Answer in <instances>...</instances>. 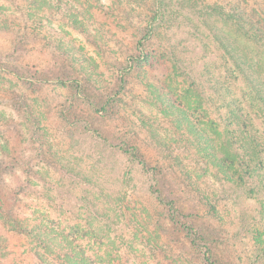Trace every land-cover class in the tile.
<instances>
[{"label": "rangeland", "instance_id": "rangeland-1", "mask_svg": "<svg viewBox=\"0 0 264 264\" xmlns=\"http://www.w3.org/2000/svg\"><path fill=\"white\" fill-rule=\"evenodd\" d=\"M69 1L51 0L60 10L35 8V16L45 17L34 22L25 0H0L5 212L38 218L60 236L53 245L69 244L88 264H189L188 241L151 194L159 180L179 198L184 219L214 234L221 264H264L251 258L247 228L232 203L214 195L218 185L193 153L166 149L170 121L162 123L143 84L167 77L159 93L173 89L166 91L194 122L215 120L222 128L230 121L226 96L252 132H263L264 111L229 57L245 56L264 72V41L255 37L264 39L263 0H91L85 10ZM157 6L164 13L154 23L160 33L144 45L155 56L137 62L133 56H144L141 30ZM73 11L93 20L72 30L65 14ZM232 16L254 40L238 35ZM168 57L176 58L174 67ZM72 61L79 64L70 70ZM69 75L80 89L68 87ZM172 111L181 117L178 108ZM132 147L135 163L122 152ZM210 198L218 199L217 215L209 211ZM259 202L243 198L246 223ZM42 252L35 238L0 225V264H60Z\"/></svg>", "mask_w": 264, "mask_h": 264}, {"label": "trees", "instance_id": "trees-1", "mask_svg": "<svg viewBox=\"0 0 264 264\" xmlns=\"http://www.w3.org/2000/svg\"><path fill=\"white\" fill-rule=\"evenodd\" d=\"M73 1H76V3L79 2L81 5L80 8L84 10L86 9L84 7L85 4H91V0H71L67 4H71ZM25 2L30 4L29 15L34 22L35 19L39 20L41 17H45V15L41 14L35 16V8L41 12L61 9L59 6L55 7V5L51 3V0H25ZM38 5H40V7H34ZM151 13V19L149 21L147 20L145 26L141 30L143 35L140 47H142V49H140L139 54L142 53L144 56H133V59L137 62H149V58L155 56L153 53L151 55L146 54L144 52V45L145 43L147 44L157 40L160 32L154 31V23L162 19L164 13L161 11L160 6L154 8ZM65 15L69 21H72V30L78 28L82 29L85 22L93 20L90 13L84 14L73 11L71 14ZM231 23L237 30L236 32L238 35L246 36V38L251 41L254 40V36L244 32L243 28L239 27L240 21H238L235 16H232ZM255 37L261 42L264 41L260 35H256ZM157 52L159 53V50ZM163 53L162 55H165L164 51ZM229 57L236 69H238V73L243 76L250 86L254 98L264 111V72L261 71L257 63H254L258 68L255 70L253 63L248 62L245 56H235L232 54ZM71 58L81 63L84 62L73 58V56H71ZM168 59L174 67L177 63L176 58L168 57ZM72 64L73 66L69 67L70 70L71 67L76 69L74 65L77 66L79 63L77 61H72ZM90 71L93 72V68H91ZM66 81L69 83L68 87L71 89L76 90L81 88L80 82L73 80L71 75L67 77ZM165 81H167V77L166 80H147L143 84L149 89V94L152 95V105H154L160 115L163 116L162 123H164V121H170L171 130L173 131L171 137L173 136V140L172 145L166 147V149L172 148L175 149V152H178L176 149H180L178 155L193 153V157L195 159L197 158L199 161L198 163L204 166L206 172L210 174L218 185L217 189L213 192L214 195L217 198L222 197L230 201L235 207L241 223H243L241 224L242 228H247L252 248L251 258L253 256V261L264 260V131L259 132L257 130L252 132L253 126L248 118L243 117L240 108L225 98L226 96L222 97V99L226 102L225 106L228 110L226 115L229 116L230 121L227 120L224 122V128L215 120L207 121L203 124L194 122L193 116L188 112V109L176 103V100H174V97L170 93V90L173 89L166 88L167 90L170 89L168 90L170 92L164 89L162 92L163 94L158 92L160 90L159 87L164 88ZM218 93L221 94L222 92L218 90ZM165 100H167V102H165ZM92 107H94L93 110L98 114L100 110L97 108L95 110L96 105ZM173 108H178L180 110L181 117L178 114H174L172 111ZM100 109L105 110L104 108ZM176 115L178 117H176ZM16 140L19 142L21 138L19 137ZM102 142L107 144L105 141ZM111 147L116 148L114 145H111ZM1 148L2 146L0 145V173H3L8 167V157L3 153ZM128 149L122 152L131 162L135 163L138 159L136 149L134 147ZM175 156L177 157V153ZM17 158H20V154H17ZM154 185L157 190L151 191V194L163 207V212L168 220L172 222L178 232L182 233L183 237L188 241L186 252L189 253L190 259L186 261L189 262V264H221L220 259L215 253L217 241L213 237L214 234L212 235L206 228L203 230L192 218L190 221L184 219L183 211L180 209L179 198H176L172 191H169L171 189L169 185L159 180H156ZM245 197L254 202L260 201L259 203L261 205V208L255 210L253 213L254 215L250 216L251 224L246 223L245 211L240 204ZM217 198H210L214 202V205H209V211L214 212V215L218 211ZM4 205H7V202L3 200L1 192L0 225L7 232L22 237L35 238L37 246L43 250V255L46 257L49 254L57 256L60 264H88L82 259L78 261V253L69 250V244L64 247L60 246V248L53 245L52 243H55L60 236L49 226L43 224L41 220L28 216L18 217V215L14 214V212L8 208L5 212ZM51 246L53 248H51Z\"/></svg>", "mask_w": 264, "mask_h": 264}]
</instances>
